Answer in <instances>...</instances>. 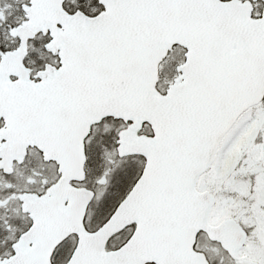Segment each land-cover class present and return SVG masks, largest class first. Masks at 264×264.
<instances>
[{"label":"snow or ice","instance_id":"obj_1","mask_svg":"<svg viewBox=\"0 0 264 264\" xmlns=\"http://www.w3.org/2000/svg\"><path fill=\"white\" fill-rule=\"evenodd\" d=\"M0 264H264V0H0Z\"/></svg>","mask_w":264,"mask_h":264}]
</instances>
